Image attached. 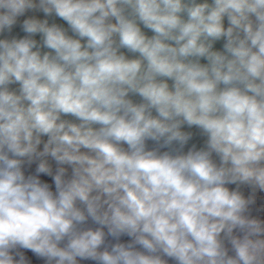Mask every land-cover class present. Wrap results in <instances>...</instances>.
<instances>
[{"label":"clouds","instance_id":"obj_1","mask_svg":"<svg viewBox=\"0 0 264 264\" xmlns=\"http://www.w3.org/2000/svg\"><path fill=\"white\" fill-rule=\"evenodd\" d=\"M0 264H264V0H0Z\"/></svg>","mask_w":264,"mask_h":264},{"label":"crops","instance_id":"obj_2","mask_svg":"<svg viewBox=\"0 0 264 264\" xmlns=\"http://www.w3.org/2000/svg\"><path fill=\"white\" fill-rule=\"evenodd\" d=\"M47 179V178H46Z\"/></svg>","mask_w":264,"mask_h":264},{"label":"rangeland","instance_id":"obj_3","mask_svg":"<svg viewBox=\"0 0 264 264\" xmlns=\"http://www.w3.org/2000/svg\"><path fill=\"white\" fill-rule=\"evenodd\" d=\"M46 179V178H45Z\"/></svg>","mask_w":264,"mask_h":264}]
</instances>
